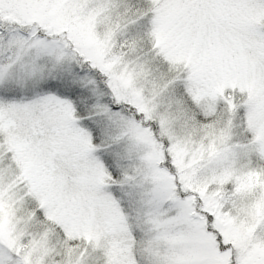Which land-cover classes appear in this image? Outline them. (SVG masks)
I'll return each mask as SVG.
<instances>
[{"label":"snow or ice","instance_id":"6c2138e0","mask_svg":"<svg viewBox=\"0 0 264 264\" xmlns=\"http://www.w3.org/2000/svg\"><path fill=\"white\" fill-rule=\"evenodd\" d=\"M0 264H264V0H0Z\"/></svg>","mask_w":264,"mask_h":264}]
</instances>
